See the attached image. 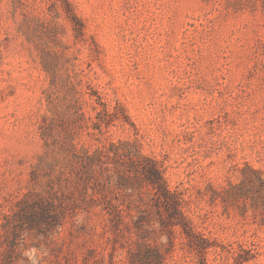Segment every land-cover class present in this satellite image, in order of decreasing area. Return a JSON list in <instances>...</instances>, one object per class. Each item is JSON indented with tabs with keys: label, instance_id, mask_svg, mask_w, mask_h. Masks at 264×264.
I'll return each instance as SVG.
<instances>
[{
	"label": "rangeland",
	"instance_id": "rangeland-1",
	"mask_svg": "<svg viewBox=\"0 0 264 264\" xmlns=\"http://www.w3.org/2000/svg\"><path fill=\"white\" fill-rule=\"evenodd\" d=\"M71 84L87 116L91 93L116 113L102 134L79 131ZM44 116L66 123L53 127L49 159L62 138L89 151L128 143L161 161L209 247H191L178 229L170 243L132 193L118 229L93 207L55 241L25 231L16 264H140L141 251L159 264H264V214L212 200L245 164L264 177V0H0V264L11 243L3 217L45 150ZM139 214L153 223L143 236Z\"/></svg>",
	"mask_w": 264,
	"mask_h": 264
},
{
	"label": "trees",
	"instance_id": "trees-1",
	"mask_svg": "<svg viewBox=\"0 0 264 264\" xmlns=\"http://www.w3.org/2000/svg\"><path fill=\"white\" fill-rule=\"evenodd\" d=\"M69 94L72 96L69 109L73 111L79 131L86 130L89 135L96 136L111 125L116 113L109 110L108 105L97 93L90 94L96 97L97 104L93 106V116H87L82 111L85 100L79 96L72 84ZM47 102L48 105L54 103L51 94L47 96ZM42 121L41 137L45 150L39 157L40 164L31 172L28 190L15 197L10 208L11 214L3 217L12 224L11 227H4L5 232L10 235L7 241L11 240L6 264L17 263L19 244L23 239L21 235L25 231H32L36 235L55 241L66 221H73L80 212L88 213L93 207L99 208L101 213L106 215L110 225L118 229L124 223L123 207L130 208L125 200L132 193L136 194L140 203L149 205L156 215L158 226L168 232L170 240L178 229L188 239L191 247L202 251L209 247L207 241L195 232L185 214L182 193L168 187L161 161L143 155L128 143L118 147L114 144L107 146L100 141L93 151H89L78 149L74 143L62 138L56 142L62 155L49 159V153L54 146L49 141L53 136V127L66 123L53 116H44ZM239 172L240 180L235 184L228 183L220 189H214L212 200H219L224 207L241 203L245 209L249 206L252 210L258 209L264 214L262 172L248 164ZM129 192L131 194H127ZM144 194L148 195L149 204L144 202ZM83 204L88 206L84 207ZM133 223L138 236H143L146 232L143 229L145 224L153 225L145 214H139ZM137 247L141 249L140 245ZM142 252L139 254L142 258L140 264L162 262L161 255L156 253L152 256L150 251Z\"/></svg>",
	"mask_w": 264,
	"mask_h": 264
}]
</instances>
